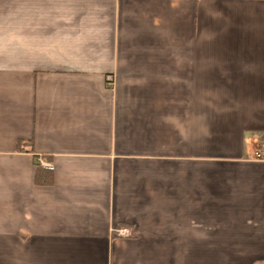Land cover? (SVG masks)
Masks as SVG:
<instances>
[{"label":"crops","instance_id":"1","mask_svg":"<svg viewBox=\"0 0 264 264\" xmlns=\"http://www.w3.org/2000/svg\"><path fill=\"white\" fill-rule=\"evenodd\" d=\"M261 149L264 0H0V264H264Z\"/></svg>","mask_w":264,"mask_h":264},{"label":"built area","instance_id":"2","mask_svg":"<svg viewBox=\"0 0 264 264\" xmlns=\"http://www.w3.org/2000/svg\"><path fill=\"white\" fill-rule=\"evenodd\" d=\"M255 155L257 158H264V149L261 150H257L255 151ZM41 165L48 169V170H53L54 169V165L51 163H47V162H40ZM113 230V235L115 237H122V236H126L130 233L129 228L126 225H117L114 227Z\"/></svg>","mask_w":264,"mask_h":264},{"label":"rangeland","instance_id":"3","mask_svg":"<svg viewBox=\"0 0 264 264\" xmlns=\"http://www.w3.org/2000/svg\"><path fill=\"white\" fill-rule=\"evenodd\" d=\"M168 87V86H167ZM204 87V89L206 90V92H207V86H203ZM206 101H205V99L203 98V97H201V104H203V105H206ZM201 108H206L205 106H202L201 105ZM256 156V155H255ZM38 162L40 163V162H47V163H50L51 164V162H48V161H46L45 159H43V158H40L39 160H38ZM42 166V165H41ZM116 226V225H115ZM115 226H113V229H114V227ZM130 235V233L128 234V235H126V236H122V237H127V236H129Z\"/></svg>","mask_w":264,"mask_h":264},{"label":"trees","instance_id":"4","mask_svg":"<svg viewBox=\"0 0 264 264\" xmlns=\"http://www.w3.org/2000/svg\"><path fill=\"white\" fill-rule=\"evenodd\" d=\"M52 180H53L52 177H46V178H44V180L41 179V182H43V183L47 182L48 183V182H52Z\"/></svg>","mask_w":264,"mask_h":264}]
</instances>
